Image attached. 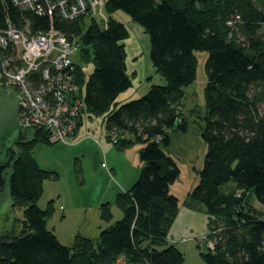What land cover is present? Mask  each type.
Listing matches in <instances>:
<instances>
[{
    "label": "trees",
    "instance_id": "trees-1",
    "mask_svg": "<svg viewBox=\"0 0 264 264\" xmlns=\"http://www.w3.org/2000/svg\"><path fill=\"white\" fill-rule=\"evenodd\" d=\"M117 10L148 35L149 60L163 81L121 104L116 98L132 87L135 73H127L123 41L129 32L112 17ZM104 12V27L92 19L85 31L83 18L61 21L53 14L24 13L30 31L53 27L68 37L79 36L76 74L84 86L85 111L104 117L106 140L115 151L140 145L139 175L115 197L120 219L111 223V204L101 203L98 216L108 225L95 237L76 233L71 245H63L47 228L54 200L44 209L37 204L44 182L59 175L35 160L33 148L51 143L44 131L33 129L30 138L15 145L9 193L12 208H23V219L20 230L15 223L0 232V264L183 263V253L168 241L180 208L169 185L179 168L164 148L170 132L187 131L181 111L183 88L196 77L194 50L208 53L206 114L197 128L205 152L184 205L210 217L206 237L212 246L200 257L205 264H264V0H104ZM19 13L7 0L0 1V26L6 16L22 26ZM88 63L93 69L84 79L81 67ZM72 168L82 184L78 158Z\"/></svg>",
    "mask_w": 264,
    "mask_h": 264
},
{
    "label": "rangeland",
    "instance_id": "rangeland-1",
    "mask_svg": "<svg viewBox=\"0 0 264 264\" xmlns=\"http://www.w3.org/2000/svg\"><path fill=\"white\" fill-rule=\"evenodd\" d=\"M112 17L123 23L129 32V37L123 41L126 51V67L127 73L129 75L135 73V78L138 75V79H136L134 82L135 86L133 90V92H135L133 95L135 96L134 99H138L143 96L141 93L143 92L142 87L146 84V82L161 85L157 80L161 81L162 79L155 72V69L149 60L148 35L145 34L143 30H141V27L138 28V25L132 23L129 17L122 11H115L112 14ZM107 18L108 16L104 12L103 6L101 16L96 17L95 20L100 24L101 27H104ZM83 19V31H85L92 19H89V14L83 17ZM193 53L197 58L196 77L191 84L183 88L184 99L181 111L182 117L187 122V131L170 132L169 145L164 148L167 155L174 159L179 168V174L177 178L169 185V192L174 194L179 199L181 205H184V202H189L188 193L197 183V171L202 167L203 155L205 152V144L199 136L197 128L199 126L198 124L202 125L204 123L202 118H204L206 114L203 88L206 80L205 62L208 57V53L203 50H194ZM83 67L85 70H81L84 74V79H86L93 69L92 64H82L81 68ZM261 106L264 109V102L261 104ZM84 119V125L81 128L82 131L87 133L88 129L89 134H87V136L90 137V140H93L96 146L99 145L100 148H97L95 145H89L85 149H74L75 146H69L62 143H38L32 150V154L41 168L54 171L59 175L58 180L45 181L43 194L37 204L39 208L44 209L48 201L54 200L55 211L52 217L47 221V228L53 230V232L57 235L58 240L63 245H71L76 232L83 233L88 229L91 230V224L89 221H85L86 219L82 220L79 213L78 218L77 212L74 210L68 211L65 216L61 214V211L58 209L59 198L53 195L54 192L59 191L62 193V195L69 196L72 195L74 191L84 192L85 190H89L91 187L96 186L100 188V186H103L104 183L103 176L109 175L107 173L109 169H105L106 164L107 166H110L113 156L126 157V154L123 152H117L113 148L108 153L103 151L105 150L103 142L111 144L110 142H107L103 135V116H92L91 118ZM24 134L26 138H30L33 134V128H27ZM79 139L80 138H78V140ZM135 147H140V145L134 144L124 152L134 151L133 149ZM83 150L84 155L82 156L80 154L83 152ZM75 158H78L80 161L85 183L83 182L82 184H78L75 180L72 168ZM138 161L140 164L139 170H137V167H129L128 169L126 167L125 169L124 166L123 171L127 170L128 175H133L138 171L137 174L139 175L142 165L139 156ZM11 171L12 166L7 167L3 172L5 183L0 190V232L8 229L10 225L15 223L17 224V231L20 230V221L23 219V208H12L11 206L9 193V178ZM89 175L94 176L90 177ZM99 179L100 181L98 182L97 180ZM260 208L261 211L264 212V207L262 205H260ZM190 209L194 211L200 210L193 208ZM201 211L203 212V210ZM118 213V217H113L111 223L121 218V213L119 210ZM209 218V215L206 214V225L208 224ZM208 228L209 227L207 225L206 231L204 230L205 234L201 237L189 234L187 237L183 236L180 238L176 245L184 256L182 264H205L200 257V253L204 252L207 247L212 246V243L206 237V235L211 231Z\"/></svg>",
    "mask_w": 264,
    "mask_h": 264
},
{
    "label": "built area",
    "instance_id": "built-area-1",
    "mask_svg": "<svg viewBox=\"0 0 264 264\" xmlns=\"http://www.w3.org/2000/svg\"><path fill=\"white\" fill-rule=\"evenodd\" d=\"M7 1L20 12L23 24L19 27L6 16L0 26V92H10L18 99L20 124L44 131L51 144L72 145L80 138L84 118H91L83 102L84 86L77 83L79 36L68 37L53 27L30 31L24 12L53 14L61 21L87 14L95 19L101 16L104 0ZM103 135L106 138L105 130ZM110 138L114 142L116 134Z\"/></svg>",
    "mask_w": 264,
    "mask_h": 264
},
{
    "label": "crops",
    "instance_id": "crops-1",
    "mask_svg": "<svg viewBox=\"0 0 264 264\" xmlns=\"http://www.w3.org/2000/svg\"><path fill=\"white\" fill-rule=\"evenodd\" d=\"M136 79H138V75L136 76V78L132 80V87L128 88L127 90H125L124 92L120 93L117 96L116 102L118 104H121L123 102L135 98V96H133L135 93L133 92V90L135 86L134 82ZM157 81L159 84H163L162 80L161 81L157 80ZM151 85L152 84L148 82H146V84L143 85L142 87L143 92H141L142 95L148 92ZM78 135H80V139L76 143L69 146H75L74 149H79V148L85 149L89 145H93V146L95 145L93 140L91 139L92 140L91 141L90 137H88L86 135V132L85 131L83 132L81 128L78 132ZM103 145L105 146V150L103 151L108 153L112 150L111 144L103 142ZM96 147L100 148L99 145H97ZM133 150L134 151L123 152L124 154H126L125 158L112 155L113 158L111 159L110 166H107V164H106L107 167L105 166V169L106 168L109 169V171L107 170L108 171L107 173L109 175L103 176L104 183L103 186H100V188L96 186V187H91L89 190H85L84 192L74 191V193L69 196H64L59 191L54 192L53 195L59 198L58 209L61 211V214L65 216L68 213V211L74 210L77 212L78 218L80 214L82 220L86 219L85 221L90 222L91 230L88 229L87 231L85 230L86 232L83 233L76 232V233H79L87 237H95L101 228H104L108 225L107 223L102 222L98 216V207L101 203L104 202L110 203L113 217H118L119 214L118 209H116L117 207L114 205L115 197L118 192L127 190L138 177L137 174L138 171L133 175H128L127 170L123 171L124 166L125 169L126 167L127 169L129 167L131 168L137 167V170H139L140 168V164L138 161V154L140 147H135ZM80 155L82 156L84 155V150ZM89 176L93 177L94 175H89ZM97 181L99 182L100 179ZM83 182L85 183V180ZM44 184H43V189H44ZM206 226L207 225H206L205 213H203L201 210L194 211L188 208L187 206L180 204L179 214L177 215L173 225L169 230L168 241L175 244V246L177 247L176 244L183 236L187 237L189 234L200 237L203 236L205 234L204 230L206 231Z\"/></svg>",
    "mask_w": 264,
    "mask_h": 264
},
{
    "label": "water",
    "instance_id": "water-1",
    "mask_svg": "<svg viewBox=\"0 0 264 264\" xmlns=\"http://www.w3.org/2000/svg\"><path fill=\"white\" fill-rule=\"evenodd\" d=\"M19 111L18 99L10 92H0V141H3L9 135L11 138H17L22 135L23 129H27L32 124H20L17 119V113ZM0 159L7 157L4 162L0 163V190L4 186L5 178L1 175V171L4 168L10 167L14 160L15 150L10 146H5L4 143L0 145Z\"/></svg>",
    "mask_w": 264,
    "mask_h": 264
},
{
    "label": "flooded vegetation",
    "instance_id": "flooded-vegetation-1",
    "mask_svg": "<svg viewBox=\"0 0 264 264\" xmlns=\"http://www.w3.org/2000/svg\"><path fill=\"white\" fill-rule=\"evenodd\" d=\"M25 131H26V129H23V131H22V135L20 136V137H17V138H11L9 135H7L6 137V139L4 140V142L3 141H0V145L2 144V143H4L5 144V146H10V145H12V147L14 148V150H15V155H16V148H15V145H16V143L17 142H19V141H23V140H27V138L25 137ZM1 148H4V147H1L0 146V149ZM15 155H14V157H15ZM7 157L8 156H6V157H2L1 159H0V163L1 162H4L6 159H7ZM5 169L6 168H4L2 171H1V175L3 176V172L5 171Z\"/></svg>",
    "mask_w": 264,
    "mask_h": 264
}]
</instances>
